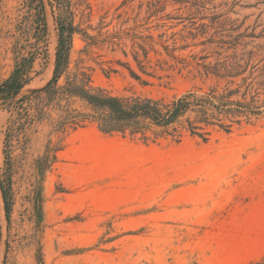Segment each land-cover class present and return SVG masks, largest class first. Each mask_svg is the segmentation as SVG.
<instances>
[{
  "label": "rangeland",
  "instance_id": "374dc122",
  "mask_svg": "<svg viewBox=\"0 0 264 264\" xmlns=\"http://www.w3.org/2000/svg\"><path fill=\"white\" fill-rule=\"evenodd\" d=\"M59 7L76 31L57 85L85 72L110 95L170 101L221 90L203 64L264 68V0H0V264H264V113L206 141L63 123L85 102L31 94L52 77Z\"/></svg>",
  "mask_w": 264,
  "mask_h": 264
},
{
  "label": "trees",
  "instance_id": "16d2710c",
  "mask_svg": "<svg viewBox=\"0 0 264 264\" xmlns=\"http://www.w3.org/2000/svg\"><path fill=\"white\" fill-rule=\"evenodd\" d=\"M67 18L66 11L59 7L52 77L42 90L31 93L45 92L51 101L78 97L85 102L90 112L68 110L62 118L63 123L77 127L86 119H92L104 133H128L131 136L138 134L144 139L148 133H152L154 136L170 135L176 140L188 133L206 141L211 135L212 127L228 133L243 121L249 122L264 113V101L258 98V89L259 86H264V79L256 81L257 78H264V68L260 69L257 64L249 61L217 62L212 66L203 64L206 76L212 74L218 80H227L221 90L216 84L205 93L187 91L170 101L140 95H110L102 89L91 87L90 77L85 72H69L65 83L57 85L58 79L68 71L71 37L76 31V27ZM42 29L45 30V21ZM247 54L251 56L253 51L250 50ZM33 62L32 56L22 57L17 61L4 83L5 93L1 96L21 91L28 80L27 74ZM239 77L240 82L235 85ZM1 191L8 219L10 203L2 183Z\"/></svg>",
  "mask_w": 264,
  "mask_h": 264
},
{
  "label": "water",
  "instance_id": "95a60500",
  "mask_svg": "<svg viewBox=\"0 0 264 264\" xmlns=\"http://www.w3.org/2000/svg\"><path fill=\"white\" fill-rule=\"evenodd\" d=\"M44 88V87H43ZM43 88H40V89H34L32 92H37L39 90H42ZM18 93H12V94H6V95H3L2 97L6 98V99H10V98H13L14 96H16Z\"/></svg>",
  "mask_w": 264,
  "mask_h": 264
},
{
  "label": "bare ground",
  "instance_id": "6f19581e",
  "mask_svg": "<svg viewBox=\"0 0 264 264\" xmlns=\"http://www.w3.org/2000/svg\"><path fill=\"white\" fill-rule=\"evenodd\" d=\"M2 214V202H1V196H0V215Z\"/></svg>",
  "mask_w": 264,
  "mask_h": 264
}]
</instances>
